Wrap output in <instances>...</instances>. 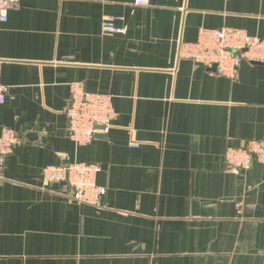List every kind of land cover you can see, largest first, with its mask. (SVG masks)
<instances>
[{
  "label": "crops",
  "instance_id": "0c3cea01",
  "mask_svg": "<svg viewBox=\"0 0 264 264\" xmlns=\"http://www.w3.org/2000/svg\"><path fill=\"white\" fill-rule=\"evenodd\" d=\"M108 17L121 33L103 31ZM201 28L264 39V0H20L10 11L0 125L21 139L0 176V264H264V164L239 172L225 160L264 139V64L230 78L183 56ZM73 83L112 95L117 112L82 146L68 133ZM70 162L101 165L99 204L44 181L46 166Z\"/></svg>",
  "mask_w": 264,
  "mask_h": 264
},
{
  "label": "built area",
  "instance_id": "2783aa9c",
  "mask_svg": "<svg viewBox=\"0 0 264 264\" xmlns=\"http://www.w3.org/2000/svg\"><path fill=\"white\" fill-rule=\"evenodd\" d=\"M138 5H146L150 0H135ZM20 0H0V24L9 20L11 10L17 8ZM121 19V17H119ZM107 34H119L121 27L115 24L114 17L103 23ZM183 56L197 63L215 68L219 75L235 78L243 62L264 64V39L251 36L240 28L208 29L201 28L194 42L181 44ZM3 63L0 57V104L4 103L8 85L3 81ZM70 100L66 109L68 133L78 145L91 143L98 135H106L117 116L113 96L88 92L81 83H73ZM21 139L19 130L0 125V176L4 162ZM130 145L137 147L132 140ZM225 160L231 170L246 171L254 162L264 164V139H250L239 147L227 148ZM101 165L94 162H70L49 165L43 170L47 184L65 183L71 188L66 195L86 204H99L106 194L105 187L97 183Z\"/></svg>",
  "mask_w": 264,
  "mask_h": 264
},
{
  "label": "water",
  "instance_id": "95a60500",
  "mask_svg": "<svg viewBox=\"0 0 264 264\" xmlns=\"http://www.w3.org/2000/svg\"><path fill=\"white\" fill-rule=\"evenodd\" d=\"M102 136V135H101Z\"/></svg>",
  "mask_w": 264,
  "mask_h": 264
}]
</instances>
